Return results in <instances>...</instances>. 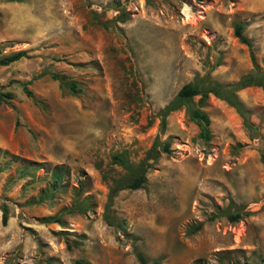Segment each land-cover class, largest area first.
I'll return each instance as SVG.
<instances>
[{"label": "rangeland", "instance_id": "obj_1", "mask_svg": "<svg viewBox=\"0 0 264 264\" xmlns=\"http://www.w3.org/2000/svg\"><path fill=\"white\" fill-rule=\"evenodd\" d=\"M235 22L262 69L264 0H0V56L25 51L0 64L12 94L0 98V264H140L137 253L145 264H264V92L235 90L246 122L208 93L207 140L190 116L198 95L163 128L157 112L185 83L253 71ZM153 139L168 152L140 188L117 192V224H106L108 187L125 174L111 154L136 164Z\"/></svg>", "mask_w": 264, "mask_h": 264}, {"label": "trees", "instance_id": "obj_2", "mask_svg": "<svg viewBox=\"0 0 264 264\" xmlns=\"http://www.w3.org/2000/svg\"><path fill=\"white\" fill-rule=\"evenodd\" d=\"M19 1V0H15ZM242 23L235 22L233 25V34L241 42L244 43L249 49V56L253 64V71L240 76L237 81L231 84H220L213 80L209 81L206 88H201L195 83L188 82L183 84L175 93L174 97L171 98L166 104L158 109V114L160 116V126L164 127L165 116L173 109L179 106L180 101L187 99L190 96L198 95L196 107L190 109L191 118L199 126V136L204 140L209 138V119L207 114L200 108L208 93L213 94L215 97L224 100L229 106L233 107L234 110L242 117L243 121L246 122V110L243 108L242 103L235 94V90L247 85H254L264 92V67L260 69L254 61V56L251 49L250 40L242 32ZM25 55V51L18 50L11 52L6 55L0 56V64L5 65L9 62L17 60L18 58ZM49 75L51 78L55 79L58 85L67 90L70 93L75 94L79 90L78 84L71 79H68L64 74L59 72L50 71ZM21 88L26 95H31V91L27 88L25 83L21 84ZM10 98L12 94L8 91H0V98ZM169 142L164 140L158 142L157 139H153L150 146L145 150L143 157L137 161L136 164H132L127 157L126 151H118L111 154V159L113 162L119 164L125 169V174L122 177L115 178L111 180V185L108 187L105 202L103 204L102 218L108 225H116L115 216L113 215L112 200L117 192L123 188L137 189L142 186L145 182V172L150 166L151 162L156 159L159 152H168ZM260 161L264 168V148L260 152ZM56 180V178H54ZM1 210V222L4 224L6 222L8 211L5 204L0 205ZM71 211L72 208L67 209ZM84 207L79 208V211H83ZM244 212L235 210L233 212H226L225 216L228 221H237ZM44 221H57L60 222L59 215L48 216L43 219ZM136 258L140 264H145L144 257L137 253ZM71 264H88L80 258H76Z\"/></svg>", "mask_w": 264, "mask_h": 264}]
</instances>
